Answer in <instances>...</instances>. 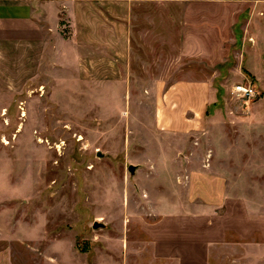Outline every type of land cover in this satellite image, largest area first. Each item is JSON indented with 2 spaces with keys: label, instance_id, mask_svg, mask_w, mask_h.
Wrapping results in <instances>:
<instances>
[{
  "label": "crops",
  "instance_id": "obj_1",
  "mask_svg": "<svg viewBox=\"0 0 264 264\" xmlns=\"http://www.w3.org/2000/svg\"><path fill=\"white\" fill-rule=\"evenodd\" d=\"M167 51L213 73L175 81L150 109L151 129L167 139L146 161L160 164L156 178L181 190L182 139L205 128L209 168H190L187 204L136 222L145 238L141 255L156 264H264V183L256 181L264 178V0H0V99L40 92L55 72L69 75L71 68L80 81L146 75L164 84L147 68ZM221 68L253 80L259 100L210 112Z\"/></svg>",
  "mask_w": 264,
  "mask_h": 264
},
{
  "label": "rangeland",
  "instance_id": "obj_2",
  "mask_svg": "<svg viewBox=\"0 0 264 264\" xmlns=\"http://www.w3.org/2000/svg\"><path fill=\"white\" fill-rule=\"evenodd\" d=\"M171 43L176 48L177 40ZM168 53L147 68L155 78L164 76V84L146 75L125 83L80 81L71 68L69 75L55 72L40 92L30 88L0 99V264H156L141 255L145 238L136 222L154 219V210L175 202L187 204L188 172L197 164L207 170L210 158L205 128L182 139L181 190L156 178L160 164L146 161L167 139L151 129L150 109L175 81L213 73ZM237 84H252L259 96L245 105L232 94ZM213 87L218 93L210 112L245 108L262 96L253 80L231 78L227 68ZM215 118L219 137L221 115Z\"/></svg>",
  "mask_w": 264,
  "mask_h": 264
},
{
  "label": "built area",
  "instance_id": "obj_3",
  "mask_svg": "<svg viewBox=\"0 0 264 264\" xmlns=\"http://www.w3.org/2000/svg\"><path fill=\"white\" fill-rule=\"evenodd\" d=\"M232 94L245 105L250 104L259 96L252 84H237L232 88Z\"/></svg>",
  "mask_w": 264,
  "mask_h": 264
},
{
  "label": "water",
  "instance_id": "obj_4",
  "mask_svg": "<svg viewBox=\"0 0 264 264\" xmlns=\"http://www.w3.org/2000/svg\"><path fill=\"white\" fill-rule=\"evenodd\" d=\"M128 171L133 174L134 173V167L133 166H129L128 167ZM100 225L97 222H94L93 224V229H97Z\"/></svg>",
  "mask_w": 264,
  "mask_h": 264
}]
</instances>
